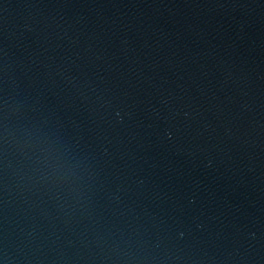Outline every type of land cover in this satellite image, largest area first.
Listing matches in <instances>:
<instances>
[{
    "label": "water",
    "instance_id": "95a60500",
    "mask_svg": "<svg viewBox=\"0 0 264 264\" xmlns=\"http://www.w3.org/2000/svg\"><path fill=\"white\" fill-rule=\"evenodd\" d=\"M0 264H264V0H0Z\"/></svg>",
    "mask_w": 264,
    "mask_h": 264
}]
</instances>
